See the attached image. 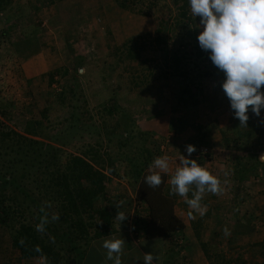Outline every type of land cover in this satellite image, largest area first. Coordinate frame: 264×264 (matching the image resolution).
<instances>
[{"label": "rangeland", "instance_id": "1", "mask_svg": "<svg viewBox=\"0 0 264 264\" xmlns=\"http://www.w3.org/2000/svg\"><path fill=\"white\" fill-rule=\"evenodd\" d=\"M135 1L136 4L124 9L116 0H57L53 3L50 0H15L10 11L0 13V131L14 130L40 141L45 148L49 145L58 150L56 155L55 152L49 155L52 161L49 170L41 161L42 168L47 169L46 174L41 172L42 169L38 170V166L31 168L29 177L21 183L28 197L26 193L12 189L6 195L15 198V202L11 201L13 207L25 209L26 216L35 221L39 209L32 200L45 203L43 209L51 224L60 228L56 236H63L67 224L59 220L62 208L55 198L44 194L42 178L45 175L51 177V169H64L73 157L87 153L91 161L103 162V171L110 178L107 194L96 200V206L106 207L111 212L113 227L118 232L126 230L125 224L115 219L119 211L140 218L135 223L136 231L140 233L149 217L146 206L138 202V185H134L133 175L135 171L145 169L147 159L150 168L156 157L167 155L171 157L169 167L172 172L167 174V188L171 191V176L180 166L173 157L184 148L177 150L173 145L186 139L185 146L196 147L191 158L216 176L221 181L222 192L227 194L223 206L219 199L212 202L203 195L201 205L207 207L211 203L214 210L203 216L197 213L199 220L194 219V222L200 221L199 224L195 222L194 228H197L195 233L207 263L264 264V214H261L264 210V109L260 117L250 110L248 127L238 128V131L250 134L242 138L238 146L226 147L224 138L233 139L234 126H239L240 122L234 118L230 102L223 93L224 74L213 65L210 53L202 58L192 54H197L198 49L190 35L195 31L200 34L203 28L200 18L192 15L189 0ZM185 2H189L187 18H183L179 6ZM160 19L170 26L169 32L165 33L170 47L180 48L191 57L188 77L170 76L136 86L137 77L148 64L153 65L163 58V54L151 45ZM33 26H37L38 31H34ZM24 31L30 35L28 38L23 39ZM129 44L146 46L140 60L128 58ZM196 63L210 68L215 76L195 78L200 72ZM192 79L195 83L192 86L200 88L198 93L204 99L197 107L183 109L177 103L180 98L177 86L182 87L184 81ZM177 117L185 118L187 126L182 132L173 129L172 121ZM195 124L211 130L195 140ZM26 149L29 153L25 158L33 165L45 159L43 151L38 156L33 148ZM255 150L259 151L261 161L257 165L253 158ZM111 163L115 164L114 175L108 170ZM243 169H252L245 178L241 174ZM188 199H191L190 195ZM207 200L211 202L207 203ZM121 201L123 204L118 208L116 205ZM54 215L59 219L53 220ZM192 216L196 217L195 214ZM254 219L259 228L251 226L255 225ZM206 220L208 228L214 224L219 226L211 237L214 240L209 237L208 243L201 241L212 235L209 234L211 229L204 232ZM235 223H239L241 229ZM101 224L104 223L99 220L89 224L93 237L102 229ZM226 228L229 235H225ZM255 228L261 240L251 239ZM13 236L9 227L0 224V249L19 251L13 247ZM51 237L48 240L55 241ZM95 242L92 241L89 251ZM55 245L65 252L62 247L66 244L56 239ZM167 248L174 254L171 257L176 256L172 258L174 264H191L187 261L184 238L174 236ZM68 259V264H72L73 255ZM39 260L44 264V259Z\"/></svg>", "mask_w": 264, "mask_h": 264}, {"label": "trees", "instance_id": "2", "mask_svg": "<svg viewBox=\"0 0 264 264\" xmlns=\"http://www.w3.org/2000/svg\"><path fill=\"white\" fill-rule=\"evenodd\" d=\"M50 1L53 3L57 0ZM14 2L15 0H0V13L10 11L14 6ZM116 2L124 9H129L131 4L137 3L135 0H116ZM175 4L179 3L175 2ZM184 4H180L179 6L181 7L183 18H187L189 2H185ZM146 6L149 5L146 3ZM167 23L163 19H160L151 42L153 49L157 50L159 54H163V58L158 59V62L153 63V65L148 64L146 70L137 77L136 86H140L151 80L170 76L188 77L186 73L189 72L190 63L188 60L191 57H188L187 53L180 50V48L172 49L170 47L169 37L166 35V32H169L170 26ZM33 28L34 31H38L39 29L37 26H33ZM2 34H5V32ZM23 35V39L30 36L26 31H24ZM198 35L199 32L197 31L190 35L197 42L198 49L196 51L197 54H192L196 58H202L207 52L199 46ZM189 44L187 43L186 45L189 46ZM129 46L126 49L128 58L140 60L143 57V51L146 49V46L143 47L141 44H134L133 46L129 44ZM147 63L146 61L145 64ZM195 65L199 69L198 71H200L195 78H211L215 76L214 71L210 68L205 69L197 63ZM194 72L190 73L193 74ZM194 79L184 81L182 87L177 86V91L180 90L177 92V95L180 97L177 103H180L179 107L183 109L192 106L197 107L204 99V96L198 93L200 88L194 89L192 86V84H195L193 82ZM177 84H181V82L177 81ZM177 123H179V126H177ZM172 125L176 132L184 131L187 126H185L184 117L173 119ZM234 127L236 132L233 139L231 137L224 138L226 147L238 146L242 138H247L250 134L246 131H238L239 126L237 125ZM193 128L196 129L197 133L195 140L200 139L201 135L211 130L208 127L197 124ZM228 129L232 132L231 127ZM208 133L210 134V132ZM0 140L1 144H3L0 147V224L9 227L12 234H14L12 239L13 247L20 251L23 259L38 258L44 259V264H68V257L73 255L72 264H83L93 240H99L118 232L113 227L114 217L111 212L106 207L99 208L95 204L100 196L107 194V184L110 179L108 174L103 171L105 168V165L102 164L103 162L91 161L87 158L88 154L85 153L82 156H75L69 160V165L64 169L62 167L51 169V177L45 175L42 178L44 194L52 197V199L55 198L54 200L62 208L59 220L67 224V231H65L63 236L58 237L56 233L59 232L60 228L57 225L51 224L52 222L49 220L50 218L47 216L46 210L43 209V204L45 203L39 204L32 200L33 205L39 209L36 214L37 221H35V219H30L26 216L25 212H23L25 209L20 208L19 210L17 207H13L11 201L15 202V198L6 195L9 189L26 193L25 187L21 183L25 178L29 177L31 168L34 169L38 166V170L42 169L41 172L46 174L47 169L49 170L52 164L49 155H53V152L56 155L57 148L49 147V145L45 148V145L40 141L14 130L8 132L0 131ZM26 148H33L35 153L38 152V156H41L43 151L45 159H41L38 164L33 165V162L31 163L25 158L28 157L27 154L29 153ZM94 152L98 155L97 150ZM253 154L254 164H260L261 161L258 159L259 151L255 150ZM41 161L45 162L46 170L42 168L43 162ZM92 162L98 165H94ZM149 163L150 160L147 159L144 164L145 169H139L133 175L135 178L134 185L136 183L138 185L136 189L138 202L146 206L149 217V220L143 224L140 234L142 233L147 239L159 236L168 237L172 233L182 230L185 224L175 212L176 196L175 194H171V191L167 188L168 175L164 172L151 170ZM108 170L111 172V175H114L116 173L115 164L111 163ZM250 171L243 169L241 171L242 177L245 178ZM153 172L159 173L162 177V183L156 188L149 187L145 182L146 176L153 174ZM253 173L254 177H256V171ZM26 195L27 197L29 196L27 193ZM45 217L46 223L44 224L43 232L37 231V225ZM92 220H99L100 223H104L103 225L101 224L102 229L94 237L91 235L89 225ZM128 220L129 216L123 221L125 229H129ZM139 220L140 218L136 221L138 222ZM53 227L55 230H53ZM48 237L55 238V241L54 239L52 241L48 240ZM56 239L62 244H66V247H62L65 249V252L62 253L61 247L60 249L56 248ZM77 239L83 241H77ZM37 246L40 247L41 251H36Z\"/></svg>", "mask_w": 264, "mask_h": 264}, {"label": "clouds", "instance_id": "3", "mask_svg": "<svg viewBox=\"0 0 264 264\" xmlns=\"http://www.w3.org/2000/svg\"><path fill=\"white\" fill-rule=\"evenodd\" d=\"M191 13L200 18V32L197 39L202 50L210 53L213 65L224 74L221 87L230 102L234 118L239 120V128L248 127L249 111L260 117L264 109V0H189ZM187 156L181 155L180 166L171 176V194L185 198L190 209L201 216L207 211L201 205L205 192L220 194L221 181L206 168L192 159L196 151L194 145H186ZM163 172L169 170L167 155L156 157L150 166ZM149 187L156 188L162 183L159 173L146 176ZM195 186L193 198L188 193ZM123 204L116 205L118 208ZM128 218L119 211L116 220ZM59 219L53 216V220ZM46 217L37 225V231L43 232ZM227 228L225 235H229ZM23 243V241H21ZM125 240L108 239L103 242L107 250V260L112 264H122ZM36 251H41L36 247ZM145 264H153L152 253H145Z\"/></svg>", "mask_w": 264, "mask_h": 264}, {"label": "crops", "instance_id": "4", "mask_svg": "<svg viewBox=\"0 0 264 264\" xmlns=\"http://www.w3.org/2000/svg\"><path fill=\"white\" fill-rule=\"evenodd\" d=\"M187 142L188 141L186 139H181L177 142V144L175 143L173 145V147L176 148L177 150L180 147L181 148L184 147L183 149H181L182 150L181 152L174 155L175 156V157H173L174 162H175V159H177V161L180 162L181 155L186 154L185 144H187ZM169 158H171V157H169ZM152 170L163 172L159 169H152ZM171 172H172V169H170V167H169V170L167 172H164V173L171 174ZM194 190H195V186H193L192 189L188 193V196L190 195V198H193V191ZM203 195L211 198L212 202L216 198H217V200L219 199L218 202H221L222 206L224 205V202H223L224 197H227V194L223 193L222 191L220 194H213L210 192H205ZM208 201L209 200H207V203L211 202V201H209V202ZM210 204H209V206H207L206 215H207V213L211 214L212 213L211 210H214V208H212V206H210ZM178 209H179V212H178ZM223 210H224V208L222 207V210H221L222 213H223ZM175 212H176L177 216L184 222L185 226L182 230H179L177 232L172 233L169 238H167L165 236H159V237L147 239L141 233V237H140V239H138L137 237L134 238L135 234H133V232L130 229L129 230L126 229V230L117 232L114 235L112 234V235H109L107 237L100 238L99 240H95L96 242L93 244L92 249L88 252L87 257L85 258L83 264H112V261L107 260V258H106L107 257V250L104 249L102 245H103V242L105 240L113 239V238H119V239L125 240L124 254L122 256V264H145V262L143 260L145 253H152L153 254V256H154L153 264H168V262H170L171 264H174L175 262H173L172 258L175 259L176 256L171 257L170 255H174V254H172L170 252V250H168V248H167L168 243L170 242V240L174 236L184 238V241L187 244V249H186L187 250V256H188L187 261L190 260L189 262L191 264H203L204 262H206V264H208L207 259L204 255L203 251L199 247V239L197 238L196 233H195V231L197 232V228H196V230L194 228L197 224L200 223V221H195V222H198L197 224H195V222H194V219L199 220V215L197 217V212L193 209H190L189 205L185 202V198L181 197L179 195H176ZM194 214L196 215V217L192 216ZM261 214H264V210L261 212ZM130 215H129V218L134 217L132 214H130ZM136 219H137V217H136ZM254 222H255V225L251 224V226L259 228V225H257V223H258L257 219H254ZM235 225H238V229H241L239 227V225H240L239 223L238 224L235 223ZM222 226H224V224H221V227ZM204 227H205L204 232H206V231L208 232V230L211 229L209 231V234H212V235H210V236L207 235V238L201 240L203 242L208 243L209 237H210V239H212L211 237L217 233L216 229H218L219 226L217 227L216 224H214V226L208 228V223L206 220V222H204ZM256 228H255V230H256ZM258 233H260V232L258 231ZM201 234L204 235L203 232H201ZM253 238H254L253 241L261 240V237H260V239L258 238L257 230L255 231V233L253 232V237L251 239H253ZM138 240L140 242H137ZM212 240H214V239H212ZM250 241H252V240H250ZM250 241H248V242H250ZM11 251L12 252H10V250L5 251L4 247L2 249H0V264H43V260H41V262H39L40 260L38 258L23 259L20 251H16V250L15 251L11 250Z\"/></svg>", "mask_w": 264, "mask_h": 264}, {"label": "built area", "instance_id": "5", "mask_svg": "<svg viewBox=\"0 0 264 264\" xmlns=\"http://www.w3.org/2000/svg\"><path fill=\"white\" fill-rule=\"evenodd\" d=\"M136 220L137 219L134 218V217L129 218V220H128L129 229L133 232V234H135V236H137L138 238H140L141 237V234L136 231V227H135Z\"/></svg>", "mask_w": 264, "mask_h": 264}]
</instances>
